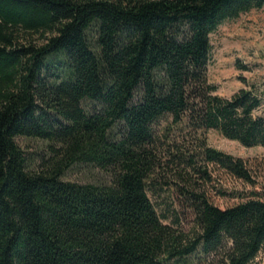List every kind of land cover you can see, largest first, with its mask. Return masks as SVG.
Segmentation results:
<instances>
[{"label": "trees", "instance_id": "16d2710c", "mask_svg": "<svg viewBox=\"0 0 264 264\" xmlns=\"http://www.w3.org/2000/svg\"><path fill=\"white\" fill-rule=\"evenodd\" d=\"M263 6L0 0V264H264V159L206 138L264 148V97L207 75L210 34ZM77 163L106 179H64Z\"/></svg>", "mask_w": 264, "mask_h": 264}, {"label": "rangeland", "instance_id": "374dc122", "mask_svg": "<svg viewBox=\"0 0 264 264\" xmlns=\"http://www.w3.org/2000/svg\"><path fill=\"white\" fill-rule=\"evenodd\" d=\"M210 44L207 75L209 82L215 85V94L230 97L240 88L253 86L264 97V6L222 22L210 34ZM82 106L87 111L98 107L95 102L89 100L83 101ZM258 113H264V101ZM206 138L210 146L235 156L244 159H264V148L261 146H243L215 130H208ZM17 140L26 150L35 168L41 158L49 155L48 147L41 139L18 137ZM106 177L104 171L86 163L74 164L63 175L64 179L78 182H100ZM154 195L150 194V197L158 211L157 203L166 204L170 201L167 198L168 194L160 189L154 192ZM214 201L221 206L227 203L217 198ZM163 221L170 222L169 219ZM181 225L182 230L188 231L190 217L186 216V220H181Z\"/></svg>", "mask_w": 264, "mask_h": 264}]
</instances>
